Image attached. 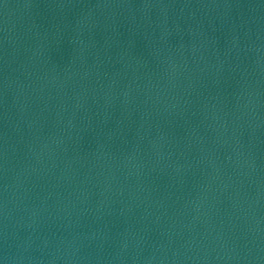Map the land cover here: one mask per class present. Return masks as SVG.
Listing matches in <instances>:
<instances>
[{
  "label": "water",
  "instance_id": "water-1",
  "mask_svg": "<svg viewBox=\"0 0 264 264\" xmlns=\"http://www.w3.org/2000/svg\"><path fill=\"white\" fill-rule=\"evenodd\" d=\"M0 264H264V0H0Z\"/></svg>",
  "mask_w": 264,
  "mask_h": 264
}]
</instances>
